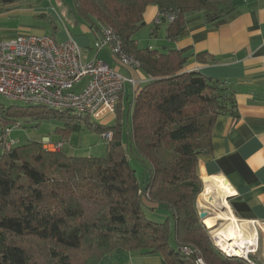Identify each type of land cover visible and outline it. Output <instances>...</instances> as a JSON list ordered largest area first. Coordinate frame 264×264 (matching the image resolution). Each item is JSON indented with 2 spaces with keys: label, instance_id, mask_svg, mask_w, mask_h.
I'll return each instance as SVG.
<instances>
[{
  "label": "trees",
  "instance_id": "trees-1",
  "mask_svg": "<svg viewBox=\"0 0 264 264\" xmlns=\"http://www.w3.org/2000/svg\"><path fill=\"white\" fill-rule=\"evenodd\" d=\"M236 2L74 0L70 12L75 20L95 31L111 27L150 80L137 91L133 105L118 101L114 121L107 125L68 111L0 104L3 126L27 117L34 123L62 122L56 131L63 137L83 129L112 133L101 156L44 150L38 140L2 152L0 264H99L115 252L157 253L169 264H193L178 251L185 245L196 248L206 264H245L214 246L195 202L202 188L198 158L212 150L217 117L237 115L238 90L226 80L185 71L187 49L141 48L135 40L147 26L143 13L148 5L175 11L174 19L165 21L166 39L173 42L184 30L187 14L201 12L207 24L218 26ZM150 28L153 36L158 27ZM56 29L53 26L54 34ZM131 159L140 161L147 172L145 184L139 182ZM142 198L153 204L151 209L169 212L171 220H150Z\"/></svg>",
  "mask_w": 264,
  "mask_h": 264
},
{
  "label": "crops",
  "instance_id": "crops-1",
  "mask_svg": "<svg viewBox=\"0 0 264 264\" xmlns=\"http://www.w3.org/2000/svg\"><path fill=\"white\" fill-rule=\"evenodd\" d=\"M36 7L55 17L56 34L59 30L61 36L56 41L72 38L83 50L86 59H100L137 81L134 87L125 85L121 94L123 100L131 101L134 94L150 80L140 69L120 65L107 51L96 52L93 49L96 31L87 23L78 21L76 33L72 34L63 21L57 23L59 17L55 7L42 3ZM59 12L65 14V9ZM159 12L156 5H148L143 13L147 26L142 29H150ZM157 27L153 36L150 30V39L145 35L140 40L135 35L139 47L160 51L166 48L187 49L189 58L184 64L185 71H197L211 78L226 80L237 88V115L222 114L217 117L212 130V150L199 156L197 173L202 182L212 178L223 181L230 190L225 202L235 217L264 220V0H237L225 22L218 26L207 24L201 12L189 13L185 16L184 30L173 42L166 39L165 21ZM43 33L46 34L44 29L31 34ZM11 36L14 35L0 38ZM198 54L203 56L197 58ZM74 149L66 143L61 151L73 156L76 155ZM208 200L204 201L205 206L209 205ZM252 259L256 264H264V239ZM102 264L169 263L157 253L119 252L106 258Z\"/></svg>",
  "mask_w": 264,
  "mask_h": 264
},
{
  "label": "built area",
  "instance_id": "built-area-1",
  "mask_svg": "<svg viewBox=\"0 0 264 264\" xmlns=\"http://www.w3.org/2000/svg\"><path fill=\"white\" fill-rule=\"evenodd\" d=\"M175 11H160L154 22L172 21ZM96 52L107 51L120 65L139 69L140 61L124 48L121 38L109 26H100L93 43ZM137 81L126 77L100 59H86L85 53L72 39L56 41L47 34H20L0 38V97L25 106L45 107L58 112L68 111L76 116L100 118L114 113L125 84L134 87ZM12 128L0 134V147L7 151L15 141L6 138ZM103 144L112 139L111 132L101 134ZM47 141V140H45ZM67 138L48 144L52 151L60 150ZM252 229L264 232V220L249 221ZM244 252L235 255L230 247H217L228 258L237 257L245 264H256L257 239ZM182 256L193 264H206L196 248L180 246Z\"/></svg>",
  "mask_w": 264,
  "mask_h": 264
},
{
  "label": "rangeland",
  "instance_id": "rangeland-1",
  "mask_svg": "<svg viewBox=\"0 0 264 264\" xmlns=\"http://www.w3.org/2000/svg\"><path fill=\"white\" fill-rule=\"evenodd\" d=\"M41 3L43 5L55 7V9L57 10V15L59 17L57 18L58 20L57 23L58 22L61 23L63 21L72 34L76 33V26L78 22L75 20L73 14L70 12V10L73 8L74 0H19L12 2H3L0 0V37L11 34L12 35L31 34L35 31H41L44 29L47 35L50 36L54 35V37L57 36L56 38L59 39L61 37L59 34V30L56 36L53 33L54 24L52 23V21H55L56 19L51 13H47V12L44 13L41 12V10L37 9L36 5ZM63 8L65 9V14L59 12L60 9ZM163 21L164 20L162 19L161 23ZM70 24H72V26ZM159 24L154 22V25H159ZM150 30L151 28L142 29L136 33V36H138V38H140L141 40L145 35H147L145 36V38L150 39L149 38ZM134 99H135V94L130 101L132 105ZM118 101L119 104L121 105L122 102L127 103L129 100H125V99L123 100L122 98H120V100L118 99ZM11 103L13 104L12 106L13 109H17L18 107L24 109L27 107L23 103L17 101H10L8 99L0 97V104H4L6 107H8L12 105ZM115 109L114 112L116 111ZM114 118H115V113H107L100 118L90 117L89 120L92 123L94 122V123H99L101 125H107V124H111L114 121ZM2 122H3V118L0 117V129L2 128L3 130H5L7 128H12V132L9 135H7L6 138L8 139L10 138L14 140L15 144L17 143L19 144L21 142H25L29 140H38L41 143L42 148L44 150L52 151L48 144V140L50 142H58L62 138H67L69 145L75 148L74 150L77 156H101L104 154L105 151V144H103V141L101 139L102 133L98 134L97 132L93 131V129H83L78 133L73 132L63 137L60 132L56 131L57 127L58 128L61 127L63 123L56 119H46V120H41L38 123H34L27 117H23L16 119L14 123L11 122L13 124L7 126H3ZM1 151L2 148L0 147V154ZM130 164L136 170L139 182L141 184H145L147 182V172L145 171L140 161H138L137 159H131ZM201 184H202L201 191L197 195L195 201L196 208L198 214H200V212L203 211L207 213L205 220L210 218L214 219L213 224L209 226V228H207L208 235L214 246L221 252V250L217 247L216 242L218 241V236H219L218 233L223 229L222 227L228 226L230 223L231 226L232 224L233 226L235 224L236 226L239 227V231H240L239 235L242 234L241 238H245L244 232L246 230H244V228L245 227L252 228L251 227L252 225L249 224L250 223L249 221L251 220H241L235 217L230 212L228 205L227 208H224L222 210L219 208V205L215 206L212 203H210L207 206L201 207L198 204V198L199 195L204 190V183L202 182V180H201ZM224 199L226 201V198ZM142 206L144 208L146 216L150 220L163 222L167 217H169V219L171 220L169 212L167 211L161 212L159 211V209H151L153 204L144 198H142ZM253 232L256 233L255 237L257 239V251H258L261 242L264 239L263 237L264 232L261 231L258 227H256L255 231ZM245 233L247 234V232ZM115 253H119V252H115ZM115 253L105 256L99 264H102V262L106 260V258L110 257L111 255H114ZM80 255L81 254H78V258H80ZM231 258H237V257H231Z\"/></svg>",
  "mask_w": 264,
  "mask_h": 264
},
{
  "label": "bare ground",
  "instance_id": "bare-ground-1",
  "mask_svg": "<svg viewBox=\"0 0 264 264\" xmlns=\"http://www.w3.org/2000/svg\"><path fill=\"white\" fill-rule=\"evenodd\" d=\"M204 190L199 195V201L198 204L202 207L204 205V201L208 200V204H210V197L213 195H216L218 197V203H215L214 205H219V208L222 210L224 208H227L226 202H225V196L229 194L230 190L226 187V185L218 178H212V179H206L204 182ZM207 206V205H206ZM224 214V213H223ZM229 219V218H227ZM232 221V219H231ZM206 222L209 226H211L214 222V219H206ZM247 223V222H246ZM229 224V223H226ZM230 225V226H229ZM228 226L222 227L223 229L218 233V242L219 245L222 248L231 247L234 251L235 255L240 254L241 252H244L249 244H253L255 241L254 238V230L252 228H244L247 232V234L244 232L245 238H241L239 227L231 223ZM217 239V238H216Z\"/></svg>",
  "mask_w": 264,
  "mask_h": 264
},
{
  "label": "water",
  "instance_id": "water-1",
  "mask_svg": "<svg viewBox=\"0 0 264 264\" xmlns=\"http://www.w3.org/2000/svg\"><path fill=\"white\" fill-rule=\"evenodd\" d=\"M210 202L212 204L218 203V197L216 195H213L210 197ZM207 216V213L205 211L200 212L199 218L201 219V223L205 228H209V225L207 224L205 218Z\"/></svg>",
  "mask_w": 264,
  "mask_h": 264
}]
</instances>
